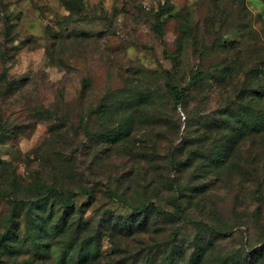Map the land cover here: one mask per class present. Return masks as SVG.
<instances>
[{
    "label": "rangeland",
    "instance_id": "rangeland-1",
    "mask_svg": "<svg viewBox=\"0 0 264 264\" xmlns=\"http://www.w3.org/2000/svg\"><path fill=\"white\" fill-rule=\"evenodd\" d=\"M191 221L264 264V0H0V264H182Z\"/></svg>",
    "mask_w": 264,
    "mask_h": 264
},
{
    "label": "trees",
    "instance_id": "trees-1",
    "mask_svg": "<svg viewBox=\"0 0 264 264\" xmlns=\"http://www.w3.org/2000/svg\"><path fill=\"white\" fill-rule=\"evenodd\" d=\"M155 29L158 33L162 32V27L160 26V24H157L155 26ZM198 74L194 73L193 75H191L190 77V82L189 83H194L196 81V79ZM167 87L170 91V93L174 96L175 100L178 101H182V99L185 97V91L186 88L185 87H179L177 84H175L174 82H172L171 80V74L168 73V78H167ZM107 189V188H106ZM106 191H108V194L111 198L115 199L116 201L126 205L128 208H130L132 211L134 212H145L148 213V211L150 210H157L158 208H156V206L153 203L150 204H140L138 206H133L127 202H124L123 200H121L120 198H118L114 192L110 189H107ZM54 192L56 193V197L66 206H73V199L75 197H77L78 195H91V193L89 191H72L69 192L67 195L65 193H63L61 190H54ZM53 192V193H54ZM175 208H176V212L177 213H182L183 212V208L182 205L180 203H175ZM166 213V212H165ZM167 215V213H166ZM178 215V214H175ZM147 221H148V217H146L145 219H143L140 223H138L136 225V230L138 231H142L146 225H147ZM192 224L195 226V229L197 231V235H195V237L193 238L192 242H190L189 247H190V253L188 258L182 263V264H196L197 260L199 258L202 257V255L204 254V251H202V247L199 244L198 239L199 238V233L201 232H206V233H212L215 228L210 225L209 223L206 222H201V221H191ZM131 226H128V224L123 223L121 225L120 229H130ZM125 237H127V235H125ZM212 247V242H209V247L207 249H210ZM201 248V250H200ZM173 252H174V244H171V248H170V252L167 254L166 258L164 259L163 263L161 264H169L170 260H172L173 258ZM167 260V262H166Z\"/></svg>",
    "mask_w": 264,
    "mask_h": 264
}]
</instances>
